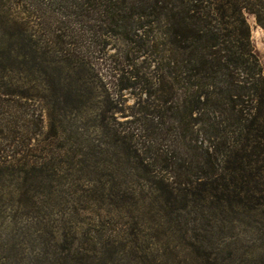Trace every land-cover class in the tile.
Masks as SVG:
<instances>
[{
	"label": "rangeland",
	"instance_id": "rangeland-1",
	"mask_svg": "<svg viewBox=\"0 0 264 264\" xmlns=\"http://www.w3.org/2000/svg\"><path fill=\"white\" fill-rule=\"evenodd\" d=\"M33 9L0 0V53L12 51V71H0L8 93L0 101L39 106L43 119L41 134L27 122L31 115L22 121L29 156L0 164V264H199L135 169L152 161L156 140L166 144L161 135L173 111L158 86L166 70L163 23L137 21L130 39L120 33L97 49L89 39L87 65L53 56L35 65L15 54L19 33L36 30ZM246 18L264 70V28ZM179 80L193 82L184 72ZM205 215L215 242L229 243V224ZM255 226L236 228L240 242L258 235Z\"/></svg>",
	"mask_w": 264,
	"mask_h": 264
},
{
	"label": "trees",
	"instance_id": "trees-1",
	"mask_svg": "<svg viewBox=\"0 0 264 264\" xmlns=\"http://www.w3.org/2000/svg\"><path fill=\"white\" fill-rule=\"evenodd\" d=\"M21 1L34 6L39 21L36 30L19 33L15 54L35 65L52 56L87 65L89 39L97 49L120 33L130 39L137 21L163 23L166 70L158 86L173 111L161 135L166 144L156 140L148 148L155 151L152 161L135 166L145 172L139 180L161 204L162 221L180 234L179 245L199 264H264V70L246 18L256 16L264 28V0ZM11 56L0 53L3 73L12 71ZM183 72L191 87L180 82ZM7 94L0 88V96ZM20 102L0 101L3 165L32 151L23 125L27 115L42 131L39 106ZM205 214L229 224V243L215 242ZM252 221L258 235L240 242L236 228H250Z\"/></svg>",
	"mask_w": 264,
	"mask_h": 264
}]
</instances>
